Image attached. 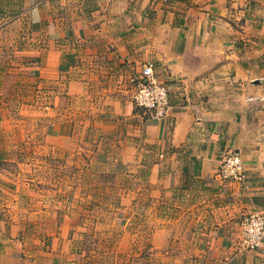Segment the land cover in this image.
Returning <instances> with one entry per match:
<instances>
[{
    "label": "rangeland",
    "instance_id": "rangeland-1",
    "mask_svg": "<svg viewBox=\"0 0 264 264\" xmlns=\"http://www.w3.org/2000/svg\"><path fill=\"white\" fill-rule=\"evenodd\" d=\"M8 3L0 0V14ZM27 32L26 22L7 26L0 18V218L22 217L26 249L47 250V264H228L207 246V224L217 222L208 193L186 173L200 168L194 155L178 150L177 168L186 176L176 194H153V164L177 149L170 141L172 116L159 144L144 140V127L133 134L134 115L126 106L142 60L111 45L91 49L70 40L51 74L40 60L34 67L20 53L19 39ZM251 68L256 78L207 84L211 98L226 92L237 135L228 150L241 155L252 180L249 188L240 183L238 196L218 195L215 204L248 198L250 167L264 163V60ZM77 79L84 90H70ZM207 90L201 95L206 100ZM127 145L135 147L134 160L123 159ZM171 164L167 160L163 170ZM193 203H199L194 210Z\"/></svg>",
    "mask_w": 264,
    "mask_h": 264
},
{
    "label": "crops",
    "instance_id": "crops-1",
    "mask_svg": "<svg viewBox=\"0 0 264 264\" xmlns=\"http://www.w3.org/2000/svg\"><path fill=\"white\" fill-rule=\"evenodd\" d=\"M8 4L0 18L7 26L11 21H24L29 28L23 42L19 39L20 53L29 56L34 67H40L36 64L40 60L51 74L60 64L61 47L70 40L91 49H98L101 43L111 45L114 52L122 50L124 57L141 59L142 64L155 61L159 75L170 83V141L177 150L153 164L149 175L155 184L153 194H176L186 176L177 168L182 158L178 150L186 157L194 155L200 168L186 173L208 193L207 206L217 222L209 223V228L207 224L211 255L227 258L228 264H264V247L245 250L239 237L240 211H264V163H251L254 182L249 197L238 199L241 185L217 174L220 154L234 148L233 139L237 140L233 114L226 111L225 91L211 98L214 90H207L228 77L239 81L256 78L251 67L264 60V0H9ZM85 86L79 79L69 82L70 90L82 91ZM204 89L207 100L201 96ZM183 94L187 100H182ZM126 112L134 115L133 134L139 135L144 127L146 142H162L169 117L143 119L132 101ZM72 128L62 134H69ZM135 157V147L127 145L123 159ZM167 160L172 164L163 170ZM225 193L237 196L231 203L220 200L215 204L214 199ZM198 204L189 208L194 210ZM23 222L21 216L0 218V264H47V250L33 254L26 249L21 239Z\"/></svg>",
    "mask_w": 264,
    "mask_h": 264
},
{
    "label": "built area",
    "instance_id": "built-area-1",
    "mask_svg": "<svg viewBox=\"0 0 264 264\" xmlns=\"http://www.w3.org/2000/svg\"><path fill=\"white\" fill-rule=\"evenodd\" d=\"M132 102L136 108L144 111L150 118H166L171 114L173 104L170 83L162 78L156 69V63L150 59L143 63L140 70L131 78ZM217 174L222 180L241 183L249 188L252 180L248 177L249 165L234 150L222 151L219 157ZM251 170V167H250ZM240 245L245 250L264 247V211L253 209L241 216Z\"/></svg>",
    "mask_w": 264,
    "mask_h": 264
}]
</instances>
